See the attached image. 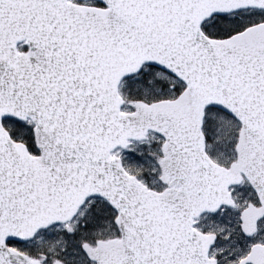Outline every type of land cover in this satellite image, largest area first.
<instances>
[{
    "label": "snow or ice",
    "instance_id": "1",
    "mask_svg": "<svg viewBox=\"0 0 264 264\" xmlns=\"http://www.w3.org/2000/svg\"><path fill=\"white\" fill-rule=\"evenodd\" d=\"M0 264H264V0H0Z\"/></svg>",
    "mask_w": 264,
    "mask_h": 264
}]
</instances>
